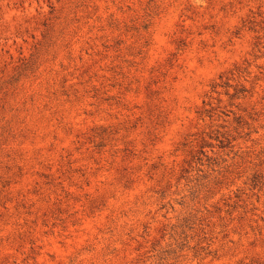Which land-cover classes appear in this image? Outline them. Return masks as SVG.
Returning <instances> with one entry per match:
<instances>
[{
  "label": "rangeland",
  "instance_id": "obj_1",
  "mask_svg": "<svg viewBox=\"0 0 264 264\" xmlns=\"http://www.w3.org/2000/svg\"><path fill=\"white\" fill-rule=\"evenodd\" d=\"M0 264H264V0H0Z\"/></svg>",
  "mask_w": 264,
  "mask_h": 264
}]
</instances>
